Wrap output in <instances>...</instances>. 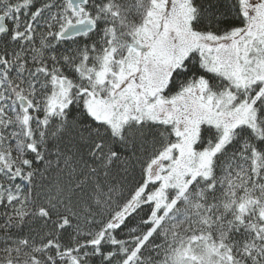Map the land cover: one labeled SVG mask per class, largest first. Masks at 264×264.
<instances>
[{"label": "snow or ice", "instance_id": "1", "mask_svg": "<svg viewBox=\"0 0 264 264\" xmlns=\"http://www.w3.org/2000/svg\"><path fill=\"white\" fill-rule=\"evenodd\" d=\"M0 264H264V0H0Z\"/></svg>", "mask_w": 264, "mask_h": 264}]
</instances>
